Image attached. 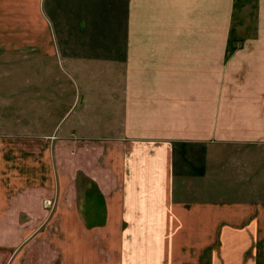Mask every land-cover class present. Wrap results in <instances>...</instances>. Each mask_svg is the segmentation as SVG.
I'll return each mask as SVG.
<instances>
[{"label":"crops","instance_id":"1","mask_svg":"<svg viewBox=\"0 0 264 264\" xmlns=\"http://www.w3.org/2000/svg\"><path fill=\"white\" fill-rule=\"evenodd\" d=\"M235 3L0 0L25 64L0 71V264H264V0L231 51Z\"/></svg>","mask_w":264,"mask_h":264},{"label":"rangeland","instance_id":"2","mask_svg":"<svg viewBox=\"0 0 264 264\" xmlns=\"http://www.w3.org/2000/svg\"><path fill=\"white\" fill-rule=\"evenodd\" d=\"M255 1L256 0H236V9H235V15L233 19V27H232V35H231V42H234V40H238L248 34L252 33V26L254 22L255 17ZM4 60V59H3ZM0 60V71L1 72H9L12 71L15 74H18V72H24V61L23 63L20 61V63H13L11 61H3ZM17 65V66H15ZM15 66V67H14ZM13 68V69H12ZM20 78H17L18 80ZM13 80L9 79H0V87L2 89V92H8V88L11 86L9 85V82ZM15 81V80H14ZM16 88L21 91L24 89V79H20L17 81ZM4 97V96H3ZM6 97V96H5ZM21 103V101H19ZM24 112L21 114L17 112V118H18V127H17V133L19 135L25 134V128H24V118L23 116ZM10 112H5V117H9ZM21 125V126H20ZM26 145V143H25ZM37 144L31 143L30 146H35ZM80 180L84 181L83 178H80ZM81 181V182H82ZM49 206H51V202L48 203Z\"/></svg>","mask_w":264,"mask_h":264},{"label":"trees","instance_id":"3","mask_svg":"<svg viewBox=\"0 0 264 264\" xmlns=\"http://www.w3.org/2000/svg\"><path fill=\"white\" fill-rule=\"evenodd\" d=\"M235 7H236V3H235ZM231 46H232V47H231V51H232V50H234V48H235V47H234L235 45H234L233 42H231Z\"/></svg>","mask_w":264,"mask_h":264}]
</instances>
